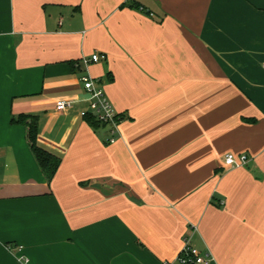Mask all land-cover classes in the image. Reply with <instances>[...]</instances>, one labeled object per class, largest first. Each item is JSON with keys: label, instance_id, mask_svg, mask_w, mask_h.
Returning a JSON list of instances; mask_svg holds the SVG:
<instances>
[{"label": "crops", "instance_id": "obj_1", "mask_svg": "<svg viewBox=\"0 0 264 264\" xmlns=\"http://www.w3.org/2000/svg\"><path fill=\"white\" fill-rule=\"evenodd\" d=\"M186 238L264 264V0H0V264H181Z\"/></svg>", "mask_w": 264, "mask_h": 264}, {"label": "built area", "instance_id": "obj_2", "mask_svg": "<svg viewBox=\"0 0 264 264\" xmlns=\"http://www.w3.org/2000/svg\"><path fill=\"white\" fill-rule=\"evenodd\" d=\"M105 59V55L95 53L90 60H84V63L88 66L90 63H98L99 61ZM82 83L90 98V111H83L81 113L82 117L84 118L87 114L93 113L101 124L110 126L112 130V138L109 142L112 144L115 143L119 133L118 125L123 119L122 116L114 110L111 102L107 98L104 90L101 88L97 80L91 78L90 76H84L82 78ZM72 105V102L62 101L58 103L57 109L58 111H65ZM247 160L248 157L246 155H241L237 158L233 154H227L225 162L227 166L233 167L243 166L246 164ZM178 260L181 264H210L211 256L192 247L189 239L186 238Z\"/></svg>", "mask_w": 264, "mask_h": 264}, {"label": "trees", "instance_id": "obj_3", "mask_svg": "<svg viewBox=\"0 0 264 264\" xmlns=\"http://www.w3.org/2000/svg\"><path fill=\"white\" fill-rule=\"evenodd\" d=\"M71 66L74 67L76 62H70ZM26 120H30L27 127V140L30 144L31 150L42 168L43 172L47 176L48 180L51 182L55 174L57 173L61 163L62 158L43 148L37 142L38 137V119L35 116H29L24 118ZM85 121L93 128L99 129L100 127L106 126L101 124L96 116L93 113H89L84 117ZM248 122L255 121L254 119H245Z\"/></svg>", "mask_w": 264, "mask_h": 264}]
</instances>
